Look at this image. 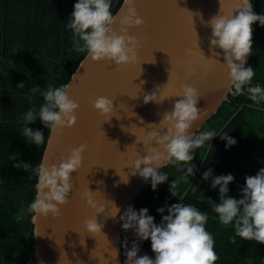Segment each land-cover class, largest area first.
<instances>
[{
    "label": "water",
    "instance_id": "obj_1",
    "mask_svg": "<svg viewBox=\"0 0 264 264\" xmlns=\"http://www.w3.org/2000/svg\"><path fill=\"white\" fill-rule=\"evenodd\" d=\"M239 4L240 0H135L137 14L145 23L128 27L121 23L128 12L123 1L115 13L113 29L122 34L126 28L137 38L138 59L116 66L86 55L67 83L69 95L80 105L77 123L50 132L41 163L51 167L67 159L72 149L87 147L82 165L72 173V190L67 203L60 206V216L32 218L36 264H122L120 216L128 206H134L150 182L138 173L134 175L128 165L138 156L148 155L146 147L163 151L156 141L145 146L143 140L152 130L167 131L169 125L162 119L182 98L176 95L182 85L189 84L200 94L197 106L201 113L190 129L193 134L234 92L223 50L215 49L220 55L214 56L210 47L212 29L208 21L220 12L238 14ZM252 27L254 32L255 25ZM152 92L165 99L145 103L144 96ZM99 96L113 100L115 111L109 120L94 106ZM88 189L108 211L97 216L84 197ZM111 201L120 209L115 217L110 216L116 212ZM94 217L103 228L89 233L85 221Z\"/></svg>",
    "mask_w": 264,
    "mask_h": 264
},
{
    "label": "clouds",
    "instance_id": "obj_2",
    "mask_svg": "<svg viewBox=\"0 0 264 264\" xmlns=\"http://www.w3.org/2000/svg\"><path fill=\"white\" fill-rule=\"evenodd\" d=\"M125 3L128 5V12L121 23L128 27L144 24L145 21L137 14L135 0H125ZM111 7V0H76L66 27L72 30L73 39L76 40V50L86 52L91 59L106 60L116 66L134 63L138 59L139 42L135 36L128 34L126 28L121 30L122 34L113 29L116 16L111 11ZM253 8L252 0H240L236 9L239 10L238 14L234 15L233 12L222 15L220 12L213 16L208 21L212 29L209 40L214 56L220 55L215 49L223 50L230 70L233 94L246 92L252 101L260 103L264 102V85L253 84L255 69L247 62L253 53L252 26L257 22L260 26H264V12L258 14ZM192 71H195V68ZM18 87L23 89L25 85L21 82ZM40 90L38 86L30 89L33 94ZM69 91L70 86L67 84L60 87L49 85L41 92L44 103L40 105L39 110L33 107L22 114L21 119L24 123L20 134L28 143L40 146L45 142L43 131L29 127L38 119L50 129V132L76 125V113L80 105L71 98ZM176 95L182 98L175 102L173 110L165 113L162 119L169 125L167 131L152 130L147 132V138L143 140L145 146L156 141L163 147V151H158L156 147H146L148 155H140L128 165L134 175L138 173L146 181L150 180L153 190L168 181L169 175L158 171L165 162L176 164L185 177H191L196 171V165L192 163L195 149L208 141L212 142L217 136L226 141V148L237 143V140L227 133L220 135L216 131L190 133L193 122L199 119L201 113V109L197 106L200 100L199 91L189 84H184L181 92ZM164 99L156 92L144 96L145 103H159ZM94 106L108 117L107 120L114 115L113 100L106 96H99ZM86 147L81 145L72 149L67 159H62L51 167L44 163L35 167L39 180L36 185L37 194L27 209H21V214L25 211L32 213L33 219L41 215L47 217L49 214L60 216V206L67 203L72 190V173L82 165V154ZM12 159L15 161L17 157L13 155ZM22 165L27 163L21 161L15 166L21 168ZM210 177V187L218 188L219 194V201L213 204V210L218 214L220 223L231 224L234 227V235L229 238L230 242L235 244L237 238H242L264 243V167L255 175L245 177V186L241 189L239 199L228 195L229 185L235 180L232 173L217 175L212 167H208L203 172L202 178L208 181ZM123 180L127 182L128 177ZM169 190L173 196H177L178 180L174 179L169 184ZM84 197L87 204L96 211L97 216L108 211L106 205L99 204L93 198L91 190L88 189ZM111 202L115 205L114 201ZM115 209V214L110 216L115 217L119 213V207L115 205ZM157 212L162 217L159 223L149 214L147 207L137 210L130 205L120 216L123 221L122 228L125 231L133 230L137 237L131 242L130 248L128 241L124 242L126 255L124 264H215L219 257L215 250L214 236L206 228L207 212L201 211L194 205L183 203L182 199L157 208ZM85 224L89 233L101 232L103 228L97 217L87 219ZM148 240L151 241L154 257L147 254L139 255L141 251L139 242Z\"/></svg>",
    "mask_w": 264,
    "mask_h": 264
},
{
    "label": "trees",
    "instance_id": "obj_3",
    "mask_svg": "<svg viewBox=\"0 0 264 264\" xmlns=\"http://www.w3.org/2000/svg\"><path fill=\"white\" fill-rule=\"evenodd\" d=\"M123 1L111 0L114 15ZM75 2L0 0V264H36L33 214H21V209H27L36 197L35 167L42 162L50 129L39 119L30 124L33 130L43 131L45 142L40 146L28 143L20 134L24 123L21 116L33 107L38 111L44 103L41 92L49 85L67 84L87 55L76 50L72 30L66 27ZM252 2L256 13L264 12V0ZM254 25L253 53L247 63L255 69L253 84L264 85V26L259 22ZM21 82L23 89L18 87ZM37 86L41 90L33 94L30 89ZM204 131L230 134L237 143L226 148V141L217 136L195 149L192 163L196 171L191 177L169 163L161 171L169 175L168 181L156 190L149 182L134 207H147L159 223L162 217L157 208L182 199L208 213L206 228L214 236L219 257L215 264H264V243L242 238L235 244L230 242L233 225L220 223L213 210V204L219 201L218 188L210 187L211 177L208 181L202 178L208 167L217 175L232 173L235 180L229 185L228 195L240 198L245 177L264 167V102L252 101L246 92L231 93L199 132ZM21 161L27 165L17 168L16 163ZM174 179L178 180L177 196L169 190ZM146 246L154 257L150 240Z\"/></svg>",
    "mask_w": 264,
    "mask_h": 264
},
{
    "label": "built area",
    "instance_id": "obj_4",
    "mask_svg": "<svg viewBox=\"0 0 264 264\" xmlns=\"http://www.w3.org/2000/svg\"><path fill=\"white\" fill-rule=\"evenodd\" d=\"M136 239H137V237L134 235L133 230L130 229V230L125 231L122 228L121 238H120V255H121L122 264H124V261L126 259L124 242L127 240L128 241V247L130 248L131 242L136 240ZM146 242L147 241H140L139 242L140 248H141L139 255L147 254L149 256H152V252L147 248Z\"/></svg>",
    "mask_w": 264,
    "mask_h": 264
},
{
    "label": "rangeland",
    "instance_id": "obj_5",
    "mask_svg": "<svg viewBox=\"0 0 264 264\" xmlns=\"http://www.w3.org/2000/svg\"><path fill=\"white\" fill-rule=\"evenodd\" d=\"M250 158H252V157H250Z\"/></svg>",
    "mask_w": 264,
    "mask_h": 264
}]
</instances>
